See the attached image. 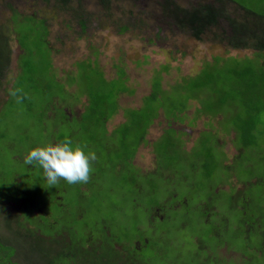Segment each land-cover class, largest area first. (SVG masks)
Returning <instances> with one entry per match:
<instances>
[{"label": "rangeland", "instance_id": "1", "mask_svg": "<svg viewBox=\"0 0 264 264\" xmlns=\"http://www.w3.org/2000/svg\"><path fill=\"white\" fill-rule=\"evenodd\" d=\"M98 1L72 0L63 9L54 0H0V44L6 46L9 58L0 74V258L16 264H82L74 253L67 260L59 245L54 248L55 262L51 261L49 238L56 234L82 252L89 249L87 239L102 241L113 250L97 248L83 264H93L103 253L100 264H126L121 258L132 254L139 257L138 264H201V258L206 264H264V253L256 252L264 248V52L233 49L210 32L199 40L188 30L180 32L170 19L162 18L161 0H108L105 5ZM174 1L185 7L215 4L214 0ZM225 1L264 17V0ZM14 11L33 17L35 23L14 20ZM32 26L38 32L45 26L48 44L34 33L26 34ZM18 45L33 63L40 62L33 70L66 86L58 99L73 102L75 116L84 112L88 94L84 75L89 71L106 80L126 81L121 91L127 92L117 99L121 109L140 107L160 84L166 94L148 101L149 115L160 110L150 126V118L145 121L149 122L145 139L130 161L131 169L118 176L121 167L109 162L114 154L97 151L92 137H67L58 108L50 111L54 118L42 116L48 96L35 85L21 88L19 100L10 95L23 53ZM50 63L52 73L46 70ZM23 76L19 71L17 78ZM217 102L220 114L204 113L212 108L209 103ZM116 112L107 123L109 130L124 121L123 111ZM249 114L254 136L243 144L238 128L251 123L246 119ZM70 123L77 128L75 121ZM58 133L67 137L63 141L95 151L97 160L86 183L62 179L50 187L41 167L24 163L30 149L56 143ZM169 136L188 153L173 152L176 173L164 172L166 184L157 177L161 163L155 153L159 155L160 143ZM128 137L136 142L134 135ZM134 171L138 176L129 178ZM132 181L140 183L144 193L135 192ZM28 182L47 211L37 214L24 206V215L34 211L32 220L17 205L28 194L23 185ZM44 188L55 192L49 200ZM251 219H256L255 228L248 225ZM19 232L28 235L27 240L20 239Z\"/></svg>", "mask_w": 264, "mask_h": 264}, {"label": "trees", "instance_id": "2", "mask_svg": "<svg viewBox=\"0 0 264 264\" xmlns=\"http://www.w3.org/2000/svg\"><path fill=\"white\" fill-rule=\"evenodd\" d=\"M54 1L60 2L63 9H66V7H68V4L72 2V0H54ZM198 1L201 2L204 0H198ZM98 2L105 5L109 1L99 0ZM214 3L215 4H197L196 6H191V7H189L190 6L189 5L188 7H185L183 5L182 6L178 5L174 0H161L159 1L158 5L161 8L162 18L164 17L165 20L170 19L171 24L174 26V28H176L180 32H182L183 30L190 31L195 39L199 40L201 35L205 34L206 32H210L220 37L221 42L225 41V43L230 45L233 49L250 48L253 49L254 52H264V17L263 16H258L255 13L244 10L240 7H236L232 5L229 6L227 5L225 0H214ZM13 13L15 14L14 20H19L17 18L20 17L23 18L29 24L35 23L34 18L31 16H21L15 11ZM214 30L219 32L215 33ZM38 31L39 30H37L36 27L32 26L29 28V30H27L26 34L29 36V34L34 33L36 38H39L42 40V42L48 44L45 39L46 36L45 26L43 28V31L40 32ZM1 35L3 34H0V37H2ZM19 47L22 49V46ZM5 48L6 46L0 44V74H2L8 66L7 62L9 58L7 57V50H5ZM22 50L23 53L18 57V67L20 69H18V73L14 80L15 83H13V87H12L13 90L17 92V95L19 94V90L21 88L31 87L32 85H35L37 89L43 90L45 92V95H47L48 97L42 109L43 110L42 116H44L47 119L54 118L56 114L54 113L52 114L50 111H52L53 108H58L59 114L62 117L59 124L66 125L65 128L67 129V133H69L67 137H70L71 139H83V138L85 139L87 137L90 138L92 137L91 140L94 141L97 151L103 150L106 153L114 154V159L110 160L109 162L112 163L110 165H113L115 168L121 167V170L117 174L118 176L124 174V169L127 170L128 167L131 169L132 166L130 164V161L133 159L138 146L142 144V142L145 139L146 131L148 128L147 125L149 124V122H150L149 126L151 125L155 117H157L156 115H158V111L160 110V109L158 111L156 110L154 114L149 115L151 109L149 108V106H147L149 104L148 101L152 100L153 97L161 99L162 95L166 94L165 92L161 93L162 91L160 84L159 83L156 84V89H154V87L152 88L151 95L145 97L144 102L142 99V105L140 107L134 109L131 108L121 109L120 108L121 106L118 104L117 99L121 93L127 92V90L121 91L122 89H124V87L126 88L125 85L126 81L117 78L106 80L104 77L100 78L99 75L94 76L93 74L96 71L94 70L89 71L87 72L88 73L87 75L86 74L84 75V87L88 92V94L86 95V103L83 106L84 112L82 111V113H80L78 116H75L72 114L73 112L71 111V106L73 102L68 103L65 101H60L58 99L59 98L58 92L63 91V87L66 88V86L61 81H59L54 74L53 75L57 79V81L52 79L51 80L47 79L45 76L41 74L40 71L33 70V65L35 66L40 65V62L37 60L35 63H33V59H31L28 55H26L24 49ZM20 59H22L21 62ZM244 59H248V58H244ZM215 60H219V58L213 59V61ZM94 64L97 65L96 63ZM262 67H264V63H262ZM52 69L53 68L50 63V66H48L46 70L47 71L50 70V72L52 73L53 72ZM19 71L20 73L22 72V74L24 75L20 79L17 78ZM235 72L237 71L235 70ZM97 84H101L104 86L96 87L95 85ZM185 87L186 85H184L182 88L185 90ZM37 89L35 90L37 91ZM65 91L70 94L69 90L66 89ZM188 98H190V96H187V99ZM76 101H78V99ZM57 102L58 103L60 102L61 104L59 103L60 105H57L56 104ZM159 103H161V101ZM223 103L224 102L222 101V104ZM209 107H212L211 109L214 110L208 108V112L207 113L204 112L205 114L211 116H217L218 114H220L219 109L221 108V104L219 102L209 103ZM117 109L123 111L124 121L118 124L117 126H115L114 128H112L111 130H109L107 123L113 117L112 114L117 113L116 112ZM66 110L69 111V113H67ZM47 112H50L52 115L47 114ZM147 117L150 118V121L145 123ZM249 117L250 118L247 117L246 119L250 120L252 124L250 123L246 127L241 126L240 128H238V130H240L239 138L244 141L243 144L248 143V141L250 140L249 138L254 136L253 134L254 123L252 122L253 115L249 114ZM72 121H75V124L77 125L76 129H73V126L70 123ZM136 125H138V127ZM58 134H60V136L57 137L58 140L56 139V143L60 142V140H62L61 138L64 137V135H62L61 133ZM129 135H134L136 138V142L138 138V142L136 143L135 140L128 137ZM164 139L165 141L163 143H160L162 144V146H161V150L158 153L159 155H157L156 153L155 155H156V161L161 163V166L157 168V177L161 180H166L165 182L167 184L169 183V179L163 178L164 172H168L173 175H175L174 173H176V170L174 168V164H176V162L172 159L173 152L176 151L177 149L181 151L183 150L181 149L179 140H176V142L173 141L172 136L164 137ZM204 147H206V144L204 145ZM154 151H155V146H154ZM208 156L212 158L211 153ZM160 157L162 161L160 160ZM236 159H238V157ZM234 161L232 162L231 168L233 167ZM96 164L101 165L100 163L97 162ZM30 167L32 168V166ZM135 174L138 176L137 172L135 173L134 171V173L132 174L130 173L129 178H135L136 177ZM209 174L210 173H207L206 176H210ZM43 177L45 178L44 172H43ZM133 182L135 181H132L131 185L133 186L135 192L137 191L138 193H142V192L144 193L142 187L141 189H139V186H141L140 183L138 184ZM34 183L35 181L32 184ZM32 184L29 182L23 183V185L28 188V194L26 195V197H24V200L23 197L21 198L22 199L21 204H17L18 206H20L19 211H22L23 216L29 220H32V218L35 217L32 214L34 211L37 214H43L44 212H47L45 210V207L43 206V203L32 195L31 193ZM51 189L52 188L42 189L43 194L47 196L48 200L53 194H55V192H53ZM173 192L174 191H170L169 194H173ZM152 193H153V189L152 192L148 194V196H151ZM36 201H39V203ZM7 202L9 203L11 208L14 206V204H10V200ZM57 203H59V201H57ZM24 206L27 208H31L34 211L29 215L26 214L24 215V210H23ZM159 206L160 205L158 204L156 206H153L154 208L152 210V216L154 217L156 216L154 211L155 208ZM212 212L216 213V211H212ZM45 214L47 213H44V215ZM49 216L52 217L51 214H49ZM50 219L51 218L47 220ZM255 220L256 219H251L248 221L249 223L248 222L246 223H248L249 227L255 228L257 225V224H253ZM34 221L36 222V220ZM52 224L54 225V223L52 222L49 226H51ZM20 225L22 224L20 223ZM37 225L39 227V224ZM18 235L20 239L24 241L27 240L26 236L28 235L20 234V232ZM49 241L51 243V246L49 247L50 255L49 254L48 255L49 258H51L52 262L54 261L55 258L54 248L57 247L58 245L60 246L59 249H61L60 252H64V257L67 260L71 259V256L74 253V255L75 254L77 255V259L82 264H83V260H89L90 258L93 257V254H95L97 248L98 250L100 248H103L107 250L108 253L113 252V250L106 249L107 247H105L102 241L91 242L89 239H87V242L90 243V246L88 248L89 249L91 248L92 250L95 249L93 252H91L87 248L85 252H82L81 250L78 249V247L73 248L71 246H68L65 242L61 241L56 234H54L51 238H49ZM59 242L63 243V246ZM256 252H258L259 254L264 253V248L261 247L260 250H256ZM253 253L256 254L255 252ZM100 255L101 256L96 257V260L93 261V264H100L102 262V259L105 258V253ZM132 255H134L132 258L127 257V259L126 258L124 259L121 258V259L126 264H138L139 257L136 256V254H132ZM200 261L201 264L207 263L206 259L201 258ZM0 262H1L0 264L17 263L14 261L11 262L9 259L4 260L3 258H0Z\"/></svg>", "mask_w": 264, "mask_h": 264}, {"label": "clouds", "instance_id": "3", "mask_svg": "<svg viewBox=\"0 0 264 264\" xmlns=\"http://www.w3.org/2000/svg\"><path fill=\"white\" fill-rule=\"evenodd\" d=\"M10 95L21 99L15 90ZM86 145H74L71 140L48 143L30 149L24 158L29 166L43 169L49 186H55L62 179L70 184L86 183L92 172L93 162L97 160L95 151L86 150Z\"/></svg>", "mask_w": 264, "mask_h": 264}, {"label": "flooded vegetation", "instance_id": "4", "mask_svg": "<svg viewBox=\"0 0 264 264\" xmlns=\"http://www.w3.org/2000/svg\"><path fill=\"white\" fill-rule=\"evenodd\" d=\"M159 218H160V216H159ZM245 230H246V232H248V230H249V229H248V226H246ZM145 242H146V241H145ZM234 264H235V263H234Z\"/></svg>", "mask_w": 264, "mask_h": 264}]
</instances>
